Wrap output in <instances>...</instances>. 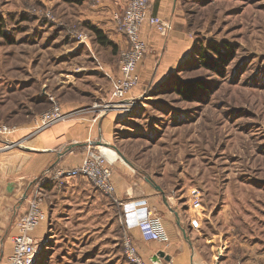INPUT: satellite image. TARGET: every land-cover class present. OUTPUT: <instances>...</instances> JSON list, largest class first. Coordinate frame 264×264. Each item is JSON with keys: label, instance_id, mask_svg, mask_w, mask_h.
<instances>
[{"label": "rangeland", "instance_id": "obj_1", "mask_svg": "<svg viewBox=\"0 0 264 264\" xmlns=\"http://www.w3.org/2000/svg\"><path fill=\"white\" fill-rule=\"evenodd\" d=\"M101 2L0 0V124L15 133L34 113L51 109L52 97L69 116L116 111L114 144L103 148L116 152V165L160 186L153 185L169 206L176 203L204 261L225 257L221 245L234 235L256 246L257 264H264L258 253L264 252V0H174L170 30L188 49L172 54L171 64L166 46L148 48L147 86L129 93L121 109L80 90L97 85L78 66L83 45L97 51ZM115 18L111 27L118 30ZM115 58L119 75L121 56ZM70 94L90 104L66 112ZM37 182L30 196L47 219L38 227L45 234L35 264H135L126 253L125 235L133 234L116 189L102 193L83 177H40L33 187ZM192 219L199 227L190 231Z\"/></svg>", "mask_w": 264, "mask_h": 264}, {"label": "crops", "instance_id": "obj_2", "mask_svg": "<svg viewBox=\"0 0 264 264\" xmlns=\"http://www.w3.org/2000/svg\"><path fill=\"white\" fill-rule=\"evenodd\" d=\"M126 1L102 0L100 5L102 9L99 10L100 15L97 22L98 24L103 22L101 29L104 30V33L98 29L100 35L97 34L94 39L97 51H87L90 46H86V44L82 47L83 51H81L80 57L83 62L78 66V70L83 73H93V75L90 74L92 80L97 81L93 90L86 89V91L80 88L83 92H89L88 95L95 91L101 95L100 98L115 101L113 97L114 80L120 75V72L117 75L118 68L115 57L121 56L128 41L119 29L111 26L113 23L115 25V16L124 12ZM151 8L153 15L169 20L170 17H173L174 0L173 3L171 0H151ZM104 24L106 29H104ZM141 34L147 42L148 48L151 49L150 51L160 52L166 46L170 57L168 62L171 64L173 62L172 54L176 52L180 54L188 49L182 42L183 37L174 29L164 35L149 22H146L142 27ZM152 68V57L148 56L139 66L140 81L134 89L136 95L144 92L147 86V77ZM78 94L80 95L77 93V96H79ZM86 104H90L88 100L73 98L71 94L70 98L63 102L66 112L82 108ZM43 113L36 112L19 127L17 125V131L11 132L13 135L9 136L8 133V135H0V264H5L13 252L12 239L18 232V220L28 209L29 198L32 197L30 192H36L39 184L37 182L33 187V183L40 177L48 179L51 176H59V170L79 166L88 149L94 148L92 147L94 142L100 144H96V149L103 148L105 144L112 146L114 144L112 128L115 119L118 118L116 111L110 112L102 118L92 112H81L42 128L41 124L39 125V120ZM110 161H112V181L118 199L125 203L145 201L158 213L169 235L170 242L168 244L149 242L143 239L138 227L130 228L140 254L150 264H257L260 262L262 255L255 254L254 247L256 246L250 245V241L247 243L246 240L234 235L228 237L221 245L227 247L225 257L218 260L215 257L207 262L204 261L200 246L184 233L189 218L175 205L176 203L172 206L167 205L165 197L156 191L145 175L138 174L137 171L132 173L127 167L116 165L117 159ZM68 179L77 180V177ZM25 199L29 200L27 205ZM192 229L189 225V230L192 231ZM44 234L45 231L42 227L33 232V236L38 241L40 240L38 238L43 237ZM209 241L212 243L211 240ZM234 241L238 244L233 245ZM150 243H154V245L150 246ZM211 246V248H215V245ZM239 248L241 253L235 258L232 255L233 249ZM262 248L264 249V247ZM161 252H164L165 255L162 256ZM258 253L264 254V252Z\"/></svg>", "mask_w": 264, "mask_h": 264}, {"label": "built area", "instance_id": "obj_3", "mask_svg": "<svg viewBox=\"0 0 264 264\" xmlns=\"http://www.w3.org/2000/svg\"><path fill=\"white\" fill-rule=\"evenodd\" d=\"M119 30L128 41L127 47L121 53L120 75L116 78L113 90L115 101L112 104L116 108H124L130 103L128 94L131 93L140 81L139 66L143 62L148 44L142 38V27L149 22L160 33L168 34L171 22L158 15L152 14L151 0H127L122 14L116 15ZM52 108L44 112L41 117V127H47L60 120L69 117L62 111L61 106L52 97ZM12 129L6 125H0V135L11 133ZM10 144V143H9ZM101 148H90L85 154L83 162L76 167L59 170L58 175L65 178L83 177L94 184L102 193L115 192L112 181V161ZM25 214L18 220V232L13 236V252L5 264H35L39 241L33 236V232L47 219L45 211L40 207L41 201L37 196L32 197ZM120 201V200H119ZM125 208L126 228L138 227L145 241L168 244L169 235L158 213L148 206L145 201L125 203L120 201ZM200 205L199 199H195L194 206ZM192 227H199L197 219H192ZM124 245L128 258L135 264H145L139 254L134 237L125 235Z\"/></svg>", "mask_w": 264, "mask_h": 264}, {"label": "bare ground", "instance_id": "obj_4", "mask_svg": "<svg viewBox=\"0 0 264 264\" xmlns=\"http://www.w3.org/2000/svg\"><path fill=\"white\" fill-rule=\"evenodd\" d=\"M104 149L106 150V153L108 154V156H110L111 160L117 159L115 151H112L109 148H104Z\"/></svg>", "mask_w": 264, "mask_h": 264}, {"label": "water", "instance_id": "obj_5", "mask_svg": "<svg viewBox=\"0 0 264 264\" xmlns=\"http://www.w3.org/2000/svg\"><path fill=\"white\" fill-rule=\"evenodd\" d=\"M152 185H154L155 188H156L157 190L162 191V188H161L160 186H158V185L156 186V185L153 184V183H152ZM166 202H167V201H166ZM167 205H168V202H167ZM184 233L186 234V230H184ZM186 236H187V234H186ZM161 255L164 256L165 253H164V252H161ZM167 259H169V257H167Z\"/></svg>", "mask_w": 264, "mask_h": 264}, {"label": "trees", "instance_id": "obj_6", "mask_svg": "<svg viewBox=\"0 0 264 264\" xmlns=\"http://www.w3.org/2000/svg\"><path fill=\"white\" fill-rule=\"evenodd\" d=\"M95 30H96L97 34L100 35V31L97 28ZM202 56H203V54H202ZM190 90H192L191 87H190Z\"/></svg>", "mask_w": 264, "mask_h": 264}]
</instances>
